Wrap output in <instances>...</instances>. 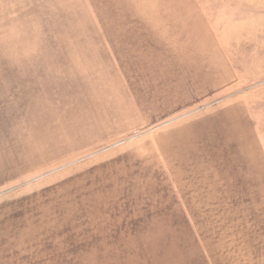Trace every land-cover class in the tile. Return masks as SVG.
<instances>
[{
    "label": "rangeland",
    "instance_id": "374dc122",
    "mask_svg": "<svg viewBox=\"0 0 264 264\" xmlns=\"http://www.w3.org/2000/svg\"><path fill=\"white\" fill-rule=\"evenodd\" d=\"M0 264H264V0H0Z\"/></svg>",
    "mask_w": 264,
    "mask_h": 264
},
{
    "label": "crops",
    "instance_id": "0c3cea01",
    "mask_svg": "<svg viewBox=\"0 0 264 264\" xmlns=\"http://www.w3.org/2000/svg\"><path fill=\"white\" fill-rule=\"evenodd\" d=\"M150 17L152 18V16H150ZM157 28H159V27H157ZM200 43H201V40H200ZM197 95H202L201 90L198 91V92H196V94H195V95H192V96L195 97V96H197ZM192 96H191V97H192ZM186 104H187V103H186ZM172 109H173V108H172ZM170 111H171V108H169V107H167V106L164 107L163 110L160 111L161 116H162L164 113H169ZM175 111H176V110H175ZM173 112H174V111H173ZM176 112H177V111H176ZM147 114L150 115V116H153V115H151L150 113L145 112V111H144V113H141V114H139V115H141V116H145V115H147ZM157 114H159V113H157ZM148 115L145 116V120H146L148 117H150V116H148ZM161 116H160V117H161ZM154 117L157 118V119L160 118V117H156V116H154Z\"/></svg>",
    "mask_w": 264,
    "mask_h": 264
}]
</instances>
